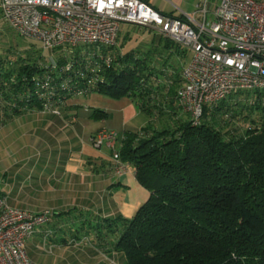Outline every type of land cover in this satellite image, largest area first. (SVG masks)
I'll return each mask as SVG.
<instances>
[{
  "label": "trees",
  "instance_id": "trees-1",
  "mask_svg": "<svg viewBox=\"0 0 264 264\" xmlns=\"http://www.w3.org/2000/svg\"><path fill=\"white\" fill-rule=\"evenodd\" d=\"M9 49L0 55V100L13 113L42 110L52 94L60 104L70 95L56 85L66 78L79 85L91 75L83 67L91 59L78 49L48 63L40 51ZM152 52L108 50L112 62L96 73L93 92L128 98L147 116L144 127L123 131L118 152L149 196L122 221L113 249L127 264H264V91L232 93L252 98L248 104L205 105L194 124L176 99L180 70L165 75L173 64ZM69 61L71 70H61ZM236 108L255 109L260 120L242 134L225 128Z\"/></svg>",
  "mask_w": 264,
  "mask_h": 264
},
{
  "label": "crops",
  "instance_id": "crops-1",
  "mask_svg": "<svg viewBox=\"0 0 264 264\" xmlns=\"http://www.w3.org/2000/svg\"><path fill=\"white\" fill-rule=\"evenodd\" d=\"M143 1L173 18L206 24L214 19V0ZM140 27L147 40L138 50L153 49V57H168L167 63L174 67H166L164 74L180 70L181 75L191 58L189 50L177 44L167 46L168 38L157 28ZM119 34L125 38L128 31L121 25ZM117 49L124 53L122 47ZM131 105L128 98L115 100L93 92L66 97L55 105L58 113L37 109L13 113L0 100V195H6L10 207L32 213L53 211L49 222L25 241L27 254L35 262L127 264L113 243L122 221L147 200L149 192L137 182L131 166L116 175L111 150L105 145L95 147L89 139L102 127L118 131L113 112Z\"/></svg>",
  "mask_w": 264,
  "mask_h": 264
},
{
  "label": "built area",
  "instance_id": "built-area-1",
  "mask_svg": "<svg viewBox=\"0 0 264 264\" xmlns=\"http://www.w3.org/2000/svg\"><path fill=\"white\" fill-rule=\"evenodd\" d=\"M214 2V19L209 24L164 15L143 0H0V13L19 37L36 41L46 50L72 53L78 49L91 59L83 64L91 73L84 83L71 85L66 78L56 85L70 96L94 91L100 79L96 73L112 62L108 50L116 46L122 24L157 28L192 52L182 69L176 99L197 124L205 105L236 91H264V0ZM73 64L69 61L61 70L70 71ZM51 80L48 76L46 81ZM52 95L45 98L42 110L58 113L55 103L61 98L54 96V103ZM117 140V131L105 128L90 137L95 147L105 145L111 150L113 171L121 175L128 165L119 157ZM52 214L51 209L32 213L10 207L6 195H0V264H39L28 256L25 241Z\"/></svg>",
  "mask_w": 264,
  "mask_h": 264
},
{
  "label": "rangeland",
  "instance_id": "rangeland-1",
  "mask_svg": "<svg viewBox=\"0 0 264 264\" xmlns=\"http://www.w3.org/2000/svg\"><path fill=\"white\" fill-rule=\"evenodd\" d=\"M122 27L124 28V30L128 31V35L125 38H121V39L118 37V41H117L116 46L114 48H112L113 50H116L117 47H122V49H123L122 52H125L126 50H130V49L138 50V46L141 47L143 45V42L145 43L144 40L145 39L147 40V38H146L147 36H145L146 32L143 31V27H140V26H132L131 27V25H128V24H122ZM146 28H148V27H146ZM149 28H151V27H149ZM151 29H153V28H151ZM0 32H1V40H2V43L0 46V53L2 55L6 52L5 50L7 48H12V50L9 49V50H11V53L14 52L15 50L20 51V53L26 52L28 50L31 52L37 50V51H40L41 55L43 56V59L41 61L43 63H46V62L48 63L49 60H57L62 55L68 53L67 51H64L60 48L46 50V49H43L41 47L40 43H38L36 41H29V40L23 39L22 37H19L17 34H15L12 31V29L3 20L0 21ZM125 32L126 31H124V33ZM18 41H21V43L19 44V46H15L14 43L18 42ZM187 54H188V59H189L190 56L192 55V53L189 50L187 52ZM10 56L12 58V56H14V55L12 54ZM237 95L239 96V94H237ZM238 96H235V94L229 95L228 97H226L224 99L223 104L226 107H228L229 105H231V102L233 103L234 100L239 101L241 103L245 102L247 104L253 102L252 98L246 97V94H242L239 97ZM115 103H118V102H115ZM216 104L217 103L212 104L211 107H213ZM238 107H240V106H238ZM236 109H237L236 112H238L237 116H235V118L233 119V122H229L228 126L225 128L228 129L230 127L231 129H235L237 133L242 134L244 132V130L247 128V126L253 125L251 122V119H253L255 121L260 120V114H257L258 111L255 109L251 110V108H246V109L241 108L239 111H238V108H236ZM242 113L244 116L245 115H250V116L244 117V119H243L241 117ZM113 114H114L113 123H115V126L117 125L118 131L117 130L116 131L120 134V136H122L124 130L137 131L147 124L146 114L137 110L136 106H134V105H131L130 108H128L127 110L126 109L125 110H119V112L114 111ZM225 115L226 116L224 118H229V116H230V114H228V113ZM108 119H109V117H108ZM221 122H222V120H221ZM98 125H101L100 121L98 122ZM103 128L106 129V127H102L101 129H103ZM97 132H96V134H97ZM96 134H94V135H96ZM117 142L119 144L118 140H117ZM118 144H117V147H118Z\"/></svg>",
  "mask_w": 264,
  "mask_h": 264
}]
</instances>
